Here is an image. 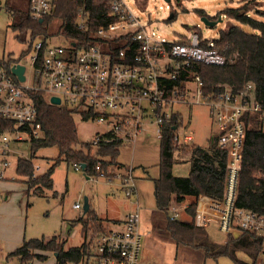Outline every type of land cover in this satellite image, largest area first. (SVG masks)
<instances>
[{"label":"built area","instance_id":"2783aa9c","mask_svg":"<svg viewBox=\"0 0 264 264\" xmlns=\"http://www.w3.org/2000/svg\"><path fill=\"white\" fill-rule=\"evenodd\" d=\"M56 1L28 0L31 17L43 21L57 7ZM109 7L108 17L97 25L92 24L86 8H77V28L87 31L86 38L56 35L65 41L59 44L53 41L54 35L46 36L34 41L25 62L20 58L8 66L6 60H0V183L9 178L6 173L13 165L12 145L33 143L44 135L38 95L49 104L75 110L84 120L106 125V132H113L124 143L133 141L150 124H156L155 134L161 140L165 120L176 113L174 105L203 104L210 108L218 125L214 143L226 153L223 194H200L194 199V215L188 212L190 201L173 202L169 217H191L201 228L216 222L228 236L255 234L261 238L259 258L264 264V213L239 205L250 118H259L264 131V105L255 99L252 83L237 93L229 87L217 94L206 93L202 76L190 69L195 63H233L237 54L228 59L216 49L215 40L204 39L196 32L168 41L137 16L126 0H109ZM13 65L25 66L24 81L12 72ZM53 97L60 103H52ZM178 129L175 127L174 139L179 145L193 142L192 135L180 136ZM106 132L98 133L95 141ZM75 168L81 170L82 166L75 163ZM101 174L106 175L104 171ZM114 177L121 179L125 195L134 199L135 210L118 224L119 229L111 228L97 237L88 264L140 262L142 207L134 168L115 170Z\"/></svg>","mask_w":264,"mask_h":264},{"label":"rangeland","instance_id":"374dc122","mask_svg":"<svg viewBox=\"0 0 264 264\" xmlns=\"http://www.w3.org/2000/svg\"><path fill=\"white\" fill-rule=\"evenodd\" d=\"M126 2L137 16L150 23V28L158 36L168 41L190 37L194 32L199 33L204 39L217 40L220 38V30L228 24L239 25L246 32H259L250 25L225 16L222 11L226 7L235 8L245 5L250 9L251 17L264 21V0H171L170 2L126 0ZM28 6V0H0V60L21 58V61L25 62L29 57L30 51H27L31 41L30 31L18 37V33L11 28L13 18L9 9L12 7L27 11ZM171 14H174V17L169 19ZM54 23L48 28L49 35L58 32L60 22L58 20ZM45 37L43 33L38 35L36 40ZM53 41L65 44L64 39L58 38L56 34ZM173 108L174 112L182 116L178 134L180 136L190 134L194 138V144L204 148L209 147L212 138L218 132V125L210 108L203 104L182 103L174 105ZM75 121L81 142H93L97 133L108 130L106 125L93 120H84L78 114L75 115ZM146 127L133 141L125 142L120 147V154L116 158L119 162H135L136 173L139 174L136 183L142 207L140 229L143 234L139 264H237L229 256L215 259L206 257L201 249L178 246L170 238L164 239L154 231L152 216L156 211V204L153 180L160 173L158 164L161 157V141L155 134L156 124ZM12 151L13 165L6 173L9 178L0 183V195L3 198V200L0 198V264H20L19 257L10 254L22 245L24 239L43 237L51 239L56 235L58 242L65 240L66 248L90 240L92 233L84 238L82 228L73 224L84 214L85 198H88L90 208L108 219L107 226L113 230L120 228L116 219H122L135 210V201L125 195L120 178L111 179L109 178L111 176L107 177L109 175L107 173V176L102 174L87 176L82 169L75 168V163H68L65 160H61L55 167L52 188H43L41 191L35 187L27 193L28 181L34 176L45 174L56 163L60 154L59 149L57 146H41L34 152L32 143L28 142L13 144ZM95 152L96 149H93L92 153ZM174 156L177 162L173 166V174L188 176L191 165L186 159L189 156L182 151L179 153L176 151ZM98 157L106 162L110 160L107 156ZM20 158L33 162L34 175L29 177L18 172L17 161ZM144 167L147 170H144ZM76 203H80L81 207L75 208ZM186 218L191 219L188 216ZM206 231L210 239L218 244H224L228 239V235L219 229L216 222H211ZM45 254L50 256L49 260L35 257L32 260L33 264H52L54 253ZM236 256L245 262L253 260L244 250H238ZM257 264H262L261 260L258 259Z\"/></svg>","mask_w":264,"mask_h":264},{"label":"trees","instance_id":"16d2710c","mask_svg":"<svg viewBox=\"0 0 264 264\" xmlns=\"http://www.w3.org/2000/svg\"><path fill=\"white\" fill-rule=\"evenodd\" d=\"M57 7L53 13L43 21L34 20L29 10L21 11L9 7L13 22L11 28L18 33V37L30 31L31 41L27 52H31L32 45L38 35L46 36L63 35L67 37L86 38L87 31L79 30L76 24V10L84 7L90 12L92 24L97 25L108 17L110 11L109 0H57ZM29 3V2H28ZM249 8L245 5L239 7H226L223 14L229 19L250 25L259 32H246L241 26L228 24L220 30V38L215 40L216 49L228 59L237 54L233 63L225 65L192 64V72H198L204 81L205 91L217 94L225 87L235 93L244 89L245 85H254L255 99L264 105V21L257 20L249 15ZM174 17V16H173ZM172 17V18H173ZM169 18V19H172ZM60 23L57 33L48 34L49 26ZM56 24V23H54ZM204 44V42H203ZM7 61L9 66L13 61ZM40 110V120L43 125L44 135L32 143L33 151L41 146H57L59 157L49 170L27 183V193L33 188L43 190L52 188L53 173L56 165L65 160L68 163H85L83 171L87 176H99L104 171L108 176L114 177L116 169L128 168V165L117 161L120 147L124 144L122 138L113 132L104 133L99 141L81 142L78 137L75 110L52 105L37 96ZM261 120L253 116L247 132L244 152V163L240 180L239 205L264 213V131L260 129ZM182 124V116L174 113L163 124V138L161 141V157L159 162L160 174L154 178V196L156 211L152 216L154 231L164 239L170 238L178 246L201 249L206 257L219 258L229 256L237 264H257L262 253L261 238L252 233L230 235L224 244H218L210 239L206 228L198 227L190 219L171 220L168 208L172 202L182 203L190 201L188 212L194 215V199L200 194L221 197L225 183L226 153L217 148L215 143L204 148L193 142L179 145L175 139V127ZM98 134V133H97ZM188 148V150H184ZM96 149L95 154L92 150ZM182 151L187 154L191 170L188 176H175L173 166L177 162L174 153ZM107 156L109 161H103L98 156ZM33 162L20 158L18 172L31 177L34 173ZM110 168V169H109ZM112 168V169H111ZM113 175V176H112ZM108 219L100 217L94 209L90 208L74 221V225L81 224L84 238L92 233L90 240L84 241L79 246L65 247V240L58 242L57 236L51 239L37 238L23 241L14 252L20 259V264H26L35 257L46 259L45 253H57L56 264H88L93 255V248L97 237L107 233ZM238 250H244L252 257V262H245L236 256Z\"/></svg>","mask_w":264,"mask_h":264},{"label":"water","instance_id":"95a60500","mask_svg":"<svg viewBox=\"0 0 264 264\" xmlns=\"http://www.w3.org/2000/svg\"><path fill=\"white\" fill-rule=\"evenodd\" d=\"M166 1H169V0H166ZM173 16H174V14H171L169 16V18H172ZM40 21H42V19H40ZM12 72L14 74H16L21 81H24L25 80V75H24L25 66L24 65H13L12 66ZM51 101L54 104H59L60 103V99L58 97H53L51 99ZM81 166H82V169L84 171L85 170V167H86V164L85 163H81ZM89 209H90L89 200H88V198H85L84 214H86L89 211ZM55 256L57 257V253H55Z\"/></svg>","mask_w":264,"mask_h":264},{"label":"crops","instance_id":"0c3cea01","mask_svg":"<svg viewBox=\"0 0 264 264\" xmlns=\"http://www.w3.org/2000/svg\"><path fill=\"white\" fill-rule=\"evenodd\" d=\"M215 137H216V135H214V137L212 138V141H211V144L212 143H214V140H215ZM123 146V145H122ZM121 146V147H122ZM120 154V153H119ZM186 161H187V159H186ZM119 162V161H118ZM120 163H124V164H126V165H130V166H133V168H134V175H135V178H137V176L139 175L138 173H136V165H135V162H130V163H125V162H121L120 161ZM144 170H147V168H145L144 167ZM160 174V173H159ZM3 182H5V181H3ZM2 183V182H1ZM1 194V193H0ZM7 197V196H6ZM0 198L3 200V198H2V195H0ZM7 199V198H6ZM98 213V212H97ZM99 214V213H98ZM100 215V217H102V218H104L101 214H99ZM124 219H125V216L122 218V219H116V222H117V224H122V222L124 221ZM186 220L187 218H186V216H182V220ZM77 225H79L80 226V228H82V225L81 224H77ZM111 229V228H110ZM79 246V245H78ZM70 248V247H69ZM66 249H68V248H66ZM51 253H49V255H50ZM49 258H47L46 260H49L50 259V256H48ZM53 262H52V264H56V256L53 258ZM259 260H261V258H259Z\"/></svg>","mask_w":264,"mask_h":264}]
</instances>
